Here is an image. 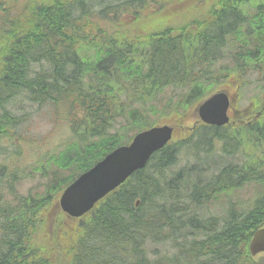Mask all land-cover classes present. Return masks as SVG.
<instances>
[{"label":"trees","instance_id":"obj_1","mask_svg":"<svg viewBox=\"0 0 264 264\" xmlns=\"http://www.w3.org/2000/svg\"><path fill=\"white\" fill-rule=\"evenodd\" d=\"M31 1L23 17L17 0H0V156L23 119L7 108L15 96L65 108L72 139L39 154L30 171L0 165V264H264V254L248 251L264 226V0H209L203 18L153 32L121 17L141 23L158 16L153 3L183 0ZM103 18L114 28L96 21ZM230 77L240 95L255 85L250 102L260 116L236 129L193 120L194 106ZM164 120L173 137L144 168L78 219L56 208L78 174ZM214 140L227 154L243 146L244 159L215 170L186 164L167 176L183 147L198 155ZM34 175L35 185L19 192ZM247 184L260 189L244 208L232 194ZM222 199L221 217L196 211Z\"/></svg>","mask_w":264,"mask_h":264},{"label":"rangeland","instance_id":"obj_2","mask_svg":"<svg viewBox=\"0 0 264 264\" xmlns=\"http://www.w3.org/2000/svg\"><path fill=\"white\" fill-rule=\"evenodd\" d=\"M27 0H17V4L19 3V9L22 8L21 15L24 17L23 12L25 9L30 8L33 6L34 2L31 1L28 5H25ZM71 1V0H70ZM88 2V0H78ZM102 6H105L107 2H113L115 0H96ZM208 1V2H207ZM77 3V0L74 1ZM113 2V3H117ZM95 3V2H94ZM24 4V5H23ZM101 5L91 6L93 11L98 10L101 8ZM209 0H183L181 2L172 3L171 5H167L166 7L159 9V5L153 3L150 7L152 9H156L158 12V16L156 17H143L141 23L135 22V17L131 19L128 16H122V20L127 23L128 28H133L134 25L137 24V27H146L149 32H153L155 30H161L168 26H179L183 23H188L194 19H200L204 17L209 8ZM85 8L87 4L84 3ZM79 8L75 4L72 7V12L76 16L78 13ZM31 16V13L29 14ZM202 16V17H201ZM101 26L107 27L108 29L114 28V24L108 18H103L102 20H96ZM89 29V27H88ZM217 66V65H216ZM231 85L228 86L229 90H232ZM218 88V86H217ZM256 88L254 84H250L247 86L242 93L241 100L237 101V105H245L247 101L250 99L252 94H255ZM264 92L260 95H262ZM8 110H10L13 114L23 117L20 124L15 128V137L10 142V140H4L3 144L6 146V151L3 156H0V165L7 164L8 166L12 165L13 163L17 164L20 172L30 171L33 164L39 154L41 156L48 151H51L55 148H59L63 146L65 143L69 142L72 139V133L70 130V121L66 118V112L64 111L65 108H60L51 102L37 104L35 102H31L24 97L15 96L11 98L10 105H7ZM167 122V120H164ZM191 121V120H189ZM182 132L178 136H181ZM21 138H20V136ZM24 137L28 138L30 142L28 143ZM216 140H214L215 142ZM232 146L230 141L227 142ZM15 146V147H13ZM223 142H216L213 146H206L208 148H204L201 146V150L198 155H195L192 151L188 150L186 147H183L182 150L179 152V160L176 164L170 167L166 173L167 176L170 177L174 172L179 170L182 166L189 164H196L201 169L216 168L221 167V165L227 162H233L235 160L242 161L245 157L246 150L244 147H240L239 151L236 154L231 153H224L222 150ZM247 146V145H246ZM258 146H264V141L258 144ZM231 151V150H229ZM195 152V151H194ZM38 180V175H34L31 178H25L21 180L19 185V192H25L30 186L35 185L36 181ZM255 185V184H254ZM254 185H245L242 188L235 190L232 194L233 200L244 208L248 207L250 201L257 197L259 194L256 193L257 188ZM260 189V187H259ZM261 194L264 193L260 191ZM222 197V196H221ZM11 198V197H9ZM212 203L208 205H201L196 209L199 216L203 219L210 218L211 215L221 217L224 214V211L227 208V201L222 199L218 202L211 201ZM216 202V203H214ZM229 216V214H228ZM228 216L226 218H228ZM225 218V219H226ZM48 226L47 231L49 234L51 230ZM43 232L39 230L37 232L38 238H44ZM34 241L40 242V239L34 238ZM148 257L153 259L151 254H148ZM200 259H204V256H200Z\"/></svg>","mask_w":264,"mask_h":264},{"label":"water","instance_id":"obj_3","mask_svg":"<svg viewBox=\"0 0 264 264\" xmlns=\"http://www.w3.org/2000/svg\"><path fill=\"white\" fill-rule=\"evenodd\" d=\"M228 104L227 94L219 91L201 101L195 111L203 122L221 126L228 121ZM172 131V126L162 124L137 132L128 144L113 149L66 186L58 206L70 217L87 213L134 171L143 168L150 156L171 139ZM249 252L251 255L264 253V226L252 234Z\"/></svg>","mask_w":264,"mask_h":264},{"label":"flooded vegetation","instance_id":"obj_4","mask_svg":"<svg viewBox=\"0 0 264 264\" xmlns=\"http://www.w3.org/2000/svg\"><path fill=\"white\" fill-rule=\"evenodd\" d=\"M258 110H254L252 107L250 111H240L236 109V105L228 110L229 120L232 122V126L234 129L238 128L239 126H251L255 119H257Z\"/></svg>","mask_w":264,"mask_h":264},{"label":"bare ground","instance_id":"obj_5","mask_svg":"<svg viewBox=\"0 0 264 264\" xmlns=\"http://www.w3.org/2000/svg\"><path fill=\"white\" fill-rule=\"evenodd\" d=\"M124 261V260H123ZM129 262V261H128ZM177 262V261H176ZM118 264V263H117ZM167 264V263H166Z\"/></svg>","mask_w":264,"mask_h":264}]
</instances>
